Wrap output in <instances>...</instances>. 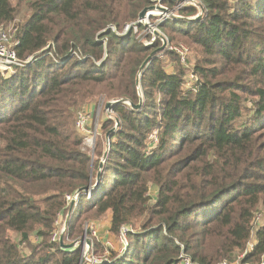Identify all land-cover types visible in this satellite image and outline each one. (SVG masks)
<instances>
[{"label":"trees","instance_id":"trees-1","mask_svg":"<svg viewBox=\"0 0 264 264\" xmlns=\"http://www.w3.org/2000/svg\"><path fill=\"white\" fill-rule=\"evenodd\" d=\"M199 3L159 24L195 53L198 82L186 90V67L169 72L164 52L137 83L161 41L140 43L133 28L142 23L125 28L154 0H0V29L23 10L16 51L32 59L0 73V264H80L82 245L52 241L62 212L65 245L109 216L115 236L137 226L127 252L105 264L234 263L253 236L255 249L241 263H260L264 0ZM93 102L113 103L94 154L75 126L78 110ZM86 187L91 198L83 193L69 215L66 196Z\"/></svg>","mask_w":264,"mask_h":264},{"label":"rangeland","instance_id":"rangeland-1","mask_svg":"<svg viewBox=\"0 0 264 264\" xmlns=\"http://www.w3.org/2000/svg\"><path fill=\"white\" fill-rule=\"evenodd\" d=\"M179 4H181V2H179ZM197 4H198V0H197ZM153 5L162 7L164 9H167V11L172 12L177 19L183 18L181 16V9L178 8V5H173V6H170L168 4L164 5V4H162V0H154V4ZM186 6H188V5H186ZM199 6H200V3H199V5H197V7L199 8ZM201 10H202V8L200 9V13H199L198 16H195V18L194 17H192V18L193 19H198L199 17L201 18L203 16V11H201ZM154 13L155 14L153 16H151L150 19H147L145 22L142 23L144 25V29L140 30L137 27H134L133 28L134 29V33L137 35V39H139V42L142 43V44H145L148 47H151L154 43H156V42L158 43V41H161V46L159 47V48H161V47L164 46V43L167 42L166 48L163 51L164 53L161 56V61H162L163 65L166 67V69L169 72H174V71H176L178 69H181L180 68V64L182 66H185L187 73H186V75L184 77V80H183V83H184L183 88L186 89V90H188V89L190 90L191 85H192L191 84V76L194 73L193 70H194V67H195V65H194L195 64V62H194L195 53L192 52L191 49L185 44L187 42H185V40L181 36L172 34L170 32L162 31L160 29V26L158 24V20L163 19L164 12L156 11ZM24 17H25L24 12H23V10H21L19 15H18V17H17V19H16V21L14 23L6 25V26H3V28H1V29H12L13 28V29H17L19 31L20 26L23 25V22H24V19H25ZM187 19H190V18H187ZM173 20H175V19H173ZM134 25H136V23H134L133 25L127 26L125 28V32H127V31H129V33L132 32L131 28ZM128 27H130V29L126 30ZM19 44H20V40L18 38V45ZM181 44L185 45L188 48V50H190L189 54H188L189 56H188V60H187V63H188L187 65H183L182 62H181L180 56L169 49V45H175L176 46V45H181ZM159 48H157V49H159ZM157 49H155V51ZM168 52L176 54V56L179 58L180 63L178 62V60H176V57L172 56ZM16 53H17V51H16ZM17 58L19 60L18 55H17ZM19 62H20V65H18L19 66L18 68L19 69H23L24 66L28 65L29 63H32V59H27V61H25V62L19 60ZM2 68L6 69L5 66H3ZM16 69H17V67L14 69L13 73L12 72L11 73L15 74ZM3 76H5V75H3ZM140 77H141V75H140ZM196 77H197V75H196ZM197 80H198V77H197ZM128 103L129 102H127V104ZM80 111H88L91 114V120H90V122H89V124L87 126V131L98 130L99 135L102 134V123L104 122V120H106L108 117H110V118L113 117L111 109L110 110H106V107H103V105L99 106V105L96 104V102L95 103L93 102V103L85 104L80 110H78V112H80ZM75 126H76V122H75ZM97 138H96V140H97ZM86 142L89 143L88 145L90 147H93L92 149H88L91 153H93L94 150H95V146H96V144L94 143V140L93 141L90 140V141H86ZM102 162L104 163V159H103ZM89 191H90V189H89ZM79 195H80V198H81V195H83V193H79ZM148 196H150V203L153 205L155 203V201H156V198H157V189L152 186L151 189L149 190ZM77 202H75V204ZM61 215L64 216V213L62 212ZM106 220H107V218L102 219L100 221H95V222H92V223H88V224L93 225L96 229L98 228L97 230H99V232H100L99 235H100L101 239H110L111 241H113L114 239L112 238L113 239L112 240L111 237L110 236L108 237V235H107V232H111V230L102 232V230H100V228H99V226L101 224H106ZM57 223H56L55 232L60 233L61 229H64L66 227V225H65L66 223L64 221H60L59 225ZM263 224H264V214L258 215V217L256 218V221L254 222V225H256V227H258V226L263 225ZM256 227H255V230H256ZM137 229L138 228L136 226L135 227V231H137ZM14 235H15V239H16L17 235L16 234H14ZM111 235H113V234H111ZM253 235H254V233H253ZM34 239H37V238L35 237ZM83 239L89 240L88 239V234L84 233L83 238H81L80 240H83ZM115 239L118 240V238H115ZM79 245H82V243H79ZM255 246H256V240H255V238L253 236L252 239L249 241V243H248V245H247V247L245 249V252H243L238 257V260L236 262H234V263H231V262H226V263H228V264H242L241 261L244 258V256H246V254L252 252L255 249ZM82 249H83V245H82ZM104 252H105V250H104ZM104 252L101 255H103ZM223 263H225V262H223ZM220 264H222V263H220ZM258 264H264V257L262 258V260Z\"/></svg>","mask_w":264,"mask_h":264},{"label":"built area","instance_id":"built-area-1","mask_svg":"<svg viewBox=\"0 0 264 264\" xmlns=\"http://www.w3.org/2000/svg\"><path fill=\"white\" fill-rule=\"evenodd\" d=\"M178 8L181 9L185 7L186 5L191 6H197V0H176ZM181 2V4H179ZM175 19V15L170 12H164V17L161 20H158V24L161 22L167 20V19ZM195 18V17H194ZM127 30V29H126ZM18 30L17 29H0V73L2 75L8 76L11 75L16 67H19L20 62L17 58L16 53V47L18 45ZM169 49L176 54L180 56L181 62L183 65H187L188 60V54L189 51L188 48L181 44V45H169ZM5 66L6 69H3L2 67ZM8 70V71H7ZM12 72V73H11ZM197 77L193 73L191 76V88L194 89ZM194 85V86H193ZM189 90V89H188ZM91 120V114L88 111H80L76 115V127L78 131L83 135L85 142L86 141H93L95 142L96 138L99 137L98 130L93 131H87V126ZM89 144L88 142H86ZM92 196L91 191H89L86 194V198L90 199ZM80 198L79 192L74 193L71 195L66 196V207H70L73 202H77ZM62 219V215L60 214L59 222ZM66 230V227L64 229H61L60 233L54 232L52 236V241L57 242L60 240V235H63ZM86 234L88 231H91L93 235L98 239V241L102 244L104 247V254L103 255H97L93 250V245H88L86 240L84 239L82 242L83 250H82V258L86 256L83 264H105L110 263L113 253H116L118 256L123 255L127 252L128 248L130 247V235L135 233V226L132 224H126L123 225L116 238H118L119 247L116 248L113 241L110 239H101L98 231H96L95 227L91 224H87L85 226ZM79 245V244H78ZM81 258V259H82ZM182 264H193L188 258H185L182 262ZM222 264H228V263H222Z\"/></svg>","mask_w":264,"mask_h":264},{"label":"water","instance_id":"water-1","mask_svg":"<svg viewBox=\"0 0 264 264\" xmlns=\"http://www.w3.org/2000/svg\"><path fill=\"white\" fill-rule=\"evenodd\" d=\"M156 11L167 12V9H164V8H162V7H159V6H154V5H151V6L146 7V8H145V9L139 14V20H138V22L136 23V25L145 22L147 19H150L151 16H153V15L155 14L154 12H156ZM199 18H200V17H199ZM199 18H198V19H199ZM129 29H130V27L127 28V30H129ZM127 32H128V31H127ZM166 45H167V42L164 43V46H163V47H161V48L157 49L156 51H154V52H153V53H152V54L146 59V61L143 63V65H142L141 68H140L139 75H138V80H137V83H138V84H139V82H140V75H141V73L144 71V69L146 68V66L149 64V62H150V61H151V60H152L157 54H159V53H161V52H163V51L165 50ZM142 100H143V98L141 97V102H142ZM125 102H126V101H125ZM129 104H130V103H129ZM112 105H113L112 102H108V103L106 104V106H105V107H106V110H110L111 107H112ZM133 107H134L135 109H136V108L140 109V107H141V103H140V105H138V106H133ZM118 124H119V123H117V127L119 126ZM117 127H116V128H117ZM116 128L113 129V130H111V131L107 134V138H108V140H109V138H110V135L116 130ZM101 169H102V165H101V167H100V170H99V173H98V177H100V171H101ZM93 188H94V187H93ZM88 192H89V187L82 188V189L79 191V193H88ZM81 197H82V196H81ZM74 206H75V202H73V203L71 204L69 215H70V213L72 212ZM83 240H84V239H83ZM83 240L76 241V242H74V243H72V244H70V245H65V244H64V237H63V235L60 236V243H61V246H62L63 248H66V249H72V248H75L79 243H82ZM86 242H87L88 245H91V244H92V243L90 242V240H87V239H86ZM86 256H87V255H85V257H83V258L81 259L80 264H83V263H84V260H85Z\"/></svg>","mask_w":264,"mask_h":264},{"label":"crops","instance_id":"crops-1","mask_svg":"<svg viewBox=\"0 0 264 264\" xmlns=\"http://www.w3.org/2000/svg\"><path fill=\"white\" fill-rule=\"evenodd\" d=\"M64 216H62V219H61V221H64V218H63ZM111 221H112V217L111 216H109L108 218H107V220H106V224H101L100 226H99V228H100V230H102V232H104V231H110L111 230ZM97 227V226H96ZM96 229V228H95ZM98 229V228H97ZM96 229V231H98V233H100L99 232V230H97ZM107 235H108V237L110 236L111 237V239L113 240V242H114V244H115V247L116 248H118L119 247V243H118V240H116L115 238H116V236L115 235H111V232H107Z\"/></svg>","mask_w":264,"mask_h":264}]
</instances>
